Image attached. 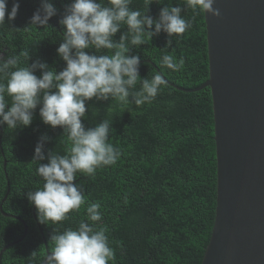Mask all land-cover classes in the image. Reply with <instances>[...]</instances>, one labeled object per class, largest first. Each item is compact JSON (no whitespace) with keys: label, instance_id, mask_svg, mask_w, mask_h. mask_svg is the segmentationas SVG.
Segmentation results:
<instances>
[{"label":"trees","instance_id":"trees-1","mask_svg":"<svg viewBox=\"0 0 264 264\" xmlns=\"http://www.w3.org/2000/svg\"><path fill=\"white\" fill-rule=\"evenodd\" d=\"M13 2L7 0L8 10ZM50 2L57 14L47 26H38L30 24V18L41 0H19L15 19L8 22L6 15V23L0 25V56L18 57V67L37 58L56 72L65 67L56 53L63 33L58 21L71 0ZM180 3L182 0L153 2L146 14L155 19L161 7ZM130 8L143 12L146 0H132ZM182 16L192 26L173 37L171 46L166 47L168 37L163 31L140 46L130 45V34L124 41L130 47L127 54L140 57L141 78L150 80L159 73L145 61L149 59L166 81L151 103L137 107L112 98L85 101L82 123L92 127L106 120L112 128L108 142L120 150V156L115 164L98 168L94 176L79 174L74 179L73 183H83L86 203L79 211L70 212L65 221L39 223L36 209L33 213L34 205L26 197L28 191L43 183L35 174L37 163L31 160L37 141L41 135L51 138L44 144L46 156L48 150L66 154L68 145L62 128L44 124L39 105L29 126L13 129L0 125V249L22 236L23 222L27 226L24 238L4 250L0 264H41L46 248L51 251L54 246L51 236L69 227L77 228L85 219L86 207L93 202L101 205L99 226L107 229L109 246L115 253V260L109 264H200L215 212V143L210 89L185 92L168 84L190 89L208 79L204 13L186 9ZM126 30L121 25L113 40L118 42ZM85 51L101 54L94 49ZM102 51L111 54V50ZM164 54L182 57L183 68L175 72L162 69ZM34 74L39 77L41 70ZM139 88L138 83L131 91Z\"/></svg>","mask_w":264,"mask_h":264},{"label":"clouds","instance_id":"clouds-1","mask_svg":"<svg viewBox=\"0 0 264 264\" xmlns=\"http://www.w3.org/2000/svg\"><path fill=\"white\" fill-rule=\"evenodd\" d=\"M163 0H146L144 11L130 8L132 0H71L64 8L58 23L63 26L62 40L56 49L65 62L59 72L35 59L26 66H17L18 57L0 56V125L17 129L29 126L33 112L39 105V115L44 124L59 126L67 140L66 154L45 155L44 144L51 138L41 135L34 148L32 161L37 163L35 174L42 186L28 191L26 197L34 205L37 221L41 224L60 223L68 214L79 211L86 203L83 183H73L79 174L94 176L98 168L116 163L120 150L109 143L110 124L102 120L92 127L82 123L85 117V101H119L122 105L141 106L151 103L166 84L161 74L150 80L139 75L140 57L128 55L130 47L124 41L131 35L130 45L140 46L163 31L168 37L166 47L173 45V37L181 36L191 28L190 20L182 12L191 9L194 14L209 13L219 16L214 0H182L177 6L166 4L154 19L147 15L148 6ZM19 0H14L8 10L7 0H0V25L11 22L19 11ZM57 9L50 0H41L30 18V24L47 26ZM127 27L119 41L113 36ZM86 49H94L90 54ZM102 50H111L105 54ZM29 56L27 57V59ZM183 58L164 54L161 68L173 72L183 68ZM41 70L37 77L35 70ZM140 84L139 90L135 89ZM131 96V100L129 97ZM10 98V99H6ZM47 160V163L40 161ZM98 202L88 204L85 219L77 228H66L52 235L54 246L46 254L42 264H109L115 260L109 246L107 229L99 226L102 220ZM90 222V223H89Z\"/></svg>","mask_w":264,"mask_h":264},{"label":"water","instance_id":"water-1","mask_svg":"<svg viewBox=\"0 0 264 264\" xmlns=\"http://www.w3.org/2000/svg\"><path fill=\"white\" fill-rule=\"evenodd\" d=\"M213 7L219 16L204 14L208 79L190 89L168 83L211 94L216 201L200 264H264V0H214ZM23 225L0 260L26 235Z\"/></svg>","mask_w":264,"mask_h":264}]
</instances>
